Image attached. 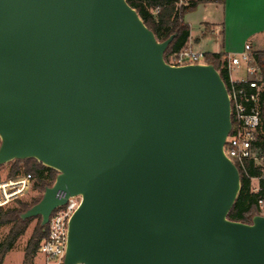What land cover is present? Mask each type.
<instances>
[{
    "label": "water",
    "instance_id": "95a60500",
    "mask_svg": "<svg viewBox=\"0 0 264 264\" xmlns=\"http://www.w3.org/2000/svg\"><path fill=\"white\" fill-rule=\"evenodd\" d=\"M175 36L127 0H0V165L57 171L22 219L47 225L81 197L63 264H264V213L228 217L226 83L213 64L168 63Z\"/></svg>",
    "mask_w": 264,
    "mask_h": 264
},
{
    "label": "trees",
    "instance_id": "16d2710c",
    "mask_svg": "<svg viewBox=\"0 0 264 264\" xmlns=\"http://www.w3.org/2000/svg\"><path fill=\"white\" fill-rule=\"evenodd\" d=\"M127 0V2L135 8L144 23L155 33L158 40L163 41L170 35L176 33L175 38L169 44L165 51L164 58L167 62L172 61L173 55L183 49L190 36V26L184 20V16L197 8L202 2L217 1L223 3L224 0ZM255 62L260 70V84L262 90L259 98V109L261 115V128L259 130L256 145L264 152V49L256 51ZM227 54L223 52L212 53L207 52L205 62L213 64L220 71L225 83L228 84L227 71L222 68L226 61ZM233 127L235 120L232 121ZM2 165H0L1 167ZM249 176L239 169L241 177V190L235 201L234 206L230 210L228 217L231 220L251 223L254 215L262 213L258 205V198L264 192L256 193L252 190V178L258 177L264 166L256 165L253 161L247 163ZM30 174L35 178L34 188L42 193L47 186H51L55 181L57 171L44 166L36 159H16L11 162L8 176L15 178L19 175ZM264 185V180L261 181ZM11 184V182H10ZM42 198H32L31 201L17 199V205L5 209L0 207V227L6 224H12L10 230L0 241V264L3 263L6 255L14 247L19 237L23 235L27 229L28 223L32 218L22 219L21 214L27 209L38 203ZM49 226L41 224V218L34 227V230L26 242L24 247L23 264H35V257L38 253V247L42 239L48 235Z\"/></svg>",
    "mask_w": 264,
    "mask_h": 264
},
{
    "label": "built area",
    "instance_id": "2783aa9c",
    "mask_svg": "<svg viewBox=\"0 0 264 264\" xmlns=\"http://www.w3.org/2000/svg\"><path fill=\"white\" fill-rule=\"evenodd\" d=\"M184 0L180 1V4ZM256 50L250 43H246L242 50L227 54L226 61L222 65L228 74V84H226L231 102V118L235 120L233 127L226 138L224 145L225 154L249 176L247 163L253 161L256 165L264 166V152L256 145L257 136L261 128V115L259 109V98L262 90L260 84V70L255 62ZM206 52L195 50L191 43L177 54L173 55L172 65L198 64L205 62ZM169 63V62H168ZM239 72V76H234V72ZM220 72V71H219ZM31 175L18 177L14 180L0 182V207L10 203L16 196L23 192L30 183ZM252 190L256 193L264 192V169L258 177L252 178ZM10 182L17 188L8 189L4 187ZM66 192L59 190L57 198H64ZM80 196H70L67 203L57 207L51 214L48 222V235L39 244L38 252L44 255L41 264H63L67 236L68 223L71 215L79 206ZM258 205L264 213V194H260Z\"/></svg>",
    "mask_w": 264,
    "mask_h": 264
},
{
    "label": "crops",
    "instance_id": "0c3cea01",
    "mask_svg": "<svg viewBox=\"0 0 264 264\" xmlns=\"http://www.w3.org/2000/svg\"><path fill=\"white\" fill-rule=\"evenodd\" d=\"M184 20L190 26L188 43L197 51L231 54L246 43L264 49V0L202 2Z\"/></svg>",
    "mask_w": 264,
    "mask_h": 264
},
{
    "label": "rangeland",
    "instance_id": "374dc122",
    "mask_svg": "<svg viewBox=\"0 0 264 264\" xmlns=\"http://www.w3.org/2000/svg\"><path fill=\"white\" fill-rule=\"evenodd\" d=\"M211 46H213V40L211 41ZM214 48V46H213ZM234 76H239V72H234L233 73ZM11 167V162L4 164L0 167V182L1 181H6V180H14L18 177H23L26 176L28 174L25 175H19L15 178H10L8 176L9 173V169ZM35 178L31 177L30 183L28 184V187L26 189L23 190L22 193H20L18 196H16L10 203H8L4 207L5 209L12 207V206H16L17 199H22L24 201H31L32 198L34 197H39L40 195H42V192L38 189L34 188V183H35ZM14 183L11 182V184L9 183L8 185H6L4 187L5 191L7 192L8 189H14L17 190V188L13 185ZM41 217L37 216L35 218H32L27 226V229L25 231V233L23 235H21L18 239V241L16 242V244L14 245V247L11 249V251L8 252V254L6 255L4 261L2 264H23V258H24V247L26 245V242L28 241V239L30 238L34 227L36 226V224L38 223L39 219ZM12 224H6L3 225L2 227H0V241L3 240V238L6 236V234L8 233V231L10 230ZM36 262L42 263L44 261V255L40 252L37 253L36 257H35Z\"/></svg>",
    "mask_w": 264,
    "mask_h": 264
}]
</instances>
